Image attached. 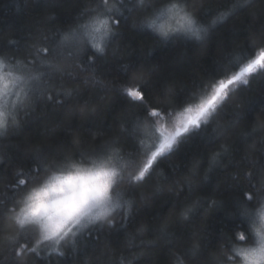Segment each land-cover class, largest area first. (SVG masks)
Returning <instances> with one entry per match:
<instances>
[{
  "label": "trees",
  "instance_id": "trees-1",
  "mask_svg": "<svg viewBox=\"0 0 264 264\" xmlns=\"http://www.w3.org/2000/svg\"><path fill=\"white\" fill-rule=\"evenodd\" d=\"M188 3L211 29L203 42L195 38L165 40L142 28L138 13L125 9L119 17V26L113 24L118 34L107 47V55L96 59L97 77L103 84L94 85L89 77L93 71L89 57L95 49L89 46L87 56L72 49L71 57L64 52L56 62L65 76L58 74L46 85L38 103L25 102L21 106L18 126L10 124L7 133L0 136V264H8L11 255L7 237H15L29 248L36 246L38 236L19 230L8 210L24 193L13 195L16 182L34 179L40 149L45 150L42 153L45 163L49 159L48 149L57 155L74 156L75 162H81L82 153L105 144L115 146L123 135L125 120L136 118V109L129 111L121 98L122 88L146 86L145 103L151 102L153 106L178 101L194 87L198 100L208 92L198 85L201 81L211 83L209 77L222 62V49H227L235 62L248 49L261 45L258 33L264 25V0H188ZM88 6L90 0H0V47L26 57L33 51V43L39 46L46 28L71 26ZM233 11L226 21L221 19L222 12ZM214 20L220 22L213 29ZM81 68L87 71L81 72ZM126 68L130 70L126 72ZM248 79L249 83L237 86L238 91L233 92L217 121L228 123L234 113L240 117L223 140L216 138L215 122L199 134L188 135L171 154L159 159L155 170L143 182L131 177L138 174L144 163L148 142L157 135L155 128L165 124L164 129L170 131L175 116L153 117V130L141 137L143 144L136 140L139 151L135 154L130 144L123 150L117 147L121 175L117 177L114 198L119 194L121 202L132 205L126 220L124 210L115 209L108 217L114 220V227L107 220L97 221L82 230L76 245L62 241L57 251H52L48 242H42L37 248L38 255L26 252L12 256V264L239 263V258L228 260L227 256L234 247L249 246L237 240V234H242L248 225L232 214L233 196L249 188L250 174L256 188L264 186V172L249 167L252 160L264 159L259 154V141L264 140V70L258 69ZM67 89H75V95L67 97ZM169 91L174 95H168ZM48 96L53 98L49 100ZM174 111L178 113L180 109ZM140 119L143 121L142 115ZM225 140L236 146L231 163L225 161L227 167L209 172V155ZM198 161L201 162L198 176L189 190L188 173ZM159 188L163 191H158ZM184 208L192 209L187 218L181 215ZM163 225H167L169 240L160 238L159 229ZM193 244L199 245L202 258L186 261L180 253Z\"/></svg>",
  "mask_w": 264,
  "mask_h": 264
},
{
  "label": "snow or ice",
  "instance_id": "snow-or-ice-1",
  "mask_svg": "<svg viewBox=\"0 0 264 264\" xmlns=\"http://www.w3.org/2000/svg\"><path fill=\"white\" fill-rule=\"evenodd\" d=\"M129 3H131V7H129ZM125 9L129 13H138L141 17L140 26L151 30L165 40L195 38L197 41L203 42L204 38L210 34L211 29L208 23L189 7L188 0H90V6L80 13L71 26L46 28L39 41V46L37 43H33V51H29L26 57H18L16 53H11L0 47V136L7 133L10 124L18 126L17 115L25 102L38 103V97L43 96L45 86L50 84L58 74L62 77L65 76L56 63L64 52H68L71 57L70 50L75 49L83 51L87 56L89 46L95 49L93 56L89 57L93 69L89 77L94 85L104 83L97 77L99 68L96 65V59H102L107 55V47L118 34L114 31L113 24L116 27L119 26V17L123 15ZM232 14L234 11L222 12L221 19L226 21ZM113 17H116L115 21H113ZM219 22L220 20L212 21V28L214 29ZM258 35L261 40L258 49H248L247 54L237 57L235 62L227 49L221 50L222 62L217 64L216 69L209 77L211 83L201 81L198 85L199 89H208L207 94L198 100L196 99L197 87H194L178 101L174 100L173 103L153 106L151 102L145 103L148 95L146 86L137 84L134 87L122 88L121 98L129 111L136 109V118L125 120L123 135L115 146L105 144L103 147L82 153L80 158L81 163L89 160L95 162L97 158H107L113 164L114 170L106 174V179L100 185L79 177L76 179L66 178L67 186L61 187L59 194L54 199L45 202V211L32 213L31 216L29 213L16 212L19 199L16 200L12 208L8 210L11 219L19 226V230L33 233L38 236V239L36 246L29 248L25 244H20L13 236L7 237L6 244L10 246L11 251V255L7 258L8 264H12V256L19 257L26 252L38 255L37 248L42 242L58 246L62 241H66L76 245L78 237L83 235L82 230L89 224H95L96 221L107 220V224L114 227L113 219L97 220L96 217L84 219L98 205H110L108 208L110 212L118 208L123 209L125 220L131 215L132 205L127 201L121 202L119 194H115L114 198L115 188L118 185L117 177L121 175L119 155L116 149L118 147L123 150L127 144H130L132 154L138 152L139 149L135 142L140 140V143L143 144L141 137L153 130V117H160L162 114L165 116L174 115L175 123L170 131L165 130L163 125L155 128V132H158L159 135L155 137L148 150L143 153L144 163L138 174L131 177L133 181L143 182L155 170L160 158L171 154L188 135L199 134L214 122L216 127L213 131L216 133V138L223 140L225 133L230 132L240 119L239 115L234 113L228 123L217 122L221 112L228 106V100L234 91H238V85L249 83L248 77L254 74L257 69L264 70V25L261 26ZM97 54L99 55L97 56ZM128 70L130 69L126 68V72ZM84 71L87 69L81 68V72ZM229 72L232 74L229 75ZM67 78L71 79V76ZM65 95L71 98L75 95V89H67ZM168 95L173 96L174 93L169 91ZM52 98V96L47 97L49 100ZM163 98L162 95L161 99ZM176 108L180 109L178 113L174 111ZM141 115L144 118L143 121L140 119ZM259 145V154L264 157V140L259 141ZM235 147V144L225 140L219 145L218 150L210 153L209 172L220 166L227 167L225 161L231 163L232 151ZM44 151V149H40V155L36 156V160L39 162L35 165L34 179H19L16 182V187L12 190L13 195L17 192H25L29 185L37 183L50 167L62 169L65 166H75L72 164L74 156L57 155L52 149L47 150L49 159L45 163L42 156ZM200 164L199 161L194 162L193 169L188 173L186 182L189 190H191L192 181L197 179ZM249 167L258 168L264 172V159L252 160ZM113 177L116 178L115 182ZM247 179L249 188L241 190L238 195L233 196L232 214L239 217L242 224L248 225L243 229L242 234H237V240L249 246L232 248L227 259L239 258L241 264H264V233L257 230L254 235L252 231L256 225L257 205H264V186L256 188L251 183L254 179L251 174ZM158 191H163V189L159 188ZM49 204H58L63 207L76 205V208L74 212L65 217L60 209H57L55 213H49L47 211ZM191 211V208H184L181 215L187 218ZM44 217L47 219L46 233L41 238L33 220L39 221ZM261 219H264V215L261 216ZM159 235L162 240H169L170 234L167 225L160 227ZM52 251H57V248L52 247ZM59 254L63 255L62 252ZM173 255L176 258V254ZM180 255L186 261H196L202 258L198 244L186 248Z\"/></svg>",
  "mask_w": 264,
  "mask_h": 264
},
{
  "label": "clouds",
  "instance_id": "clouds-1",
  "mask_svg": "<svg viewBox=\"0 0 264 264\" xmlns=\"http://www.w3.org/2000/svg\"><path fill=\"white\" fill-rule=\"evenodd\" d=\"M72 164L75 166H66L62 169L59 167L48 168L45 174L39 178V181L32 184V186L19 197V204L16 208V212L21 214L29 213L30 216L32 213L44 212L45 202L54 199V197L59 194V189L67 186L66 178L71 177L76 179L79 177L100 185L103 180L106 179V174L114 170L113 164L110 163L107 158H97L95 162L91 160L83 163L73 161ZM115 179L116 178L113 177L114 182ZM77 182H79V179H77ZM109 207L110 205H98L94 207L89 216L84 217V219L86 220L90 217H96L97 220L107 219L111 214L108 210ZM75 208L76 205L63 207L58 204H49L47 211L49 213H55L57 209H60L62 215L67 217L75 211ZM256 212V225L252 230L254 235L257 230L264 233V219H261V216L264 215V205H257ZM46 222V217L41 218L39 221L33 220V224L41 238L46 233Z\"/></svg>",
  "mask_w": 264,
  "mask_h": 264
},
{
  "label": "rangeland",
  "instance_id": "rangeland-1",
  "mask_svg": "<svg viewBox=\"0 0 264 264\" xmlns=\"http://www.w3.org/2000/svg\"><path fill=\"white\" fill-rule=\"evenodd\" d=\"M257 70H258V69H257ZM13 99H14V98H13ZM174 123H175V121L172 123V125H170L171 128L173 127ZM163 125H165V124H163ZM165 126H166V125H165ZM158 135H159V133L157 132V135H156V136H158ZM154 140H155V138H153L151 141H149V142H148V145H151V144L154 142ZM114 210H115V209H114ZM114 210H113V211H114ZM96 222H97V221H96ZM96 222H95V223H96ZM89 225H91V224H89ZM89 225H87V226H89ZM87 226H86V227H87ZM86 227H85V228H86ZM52 247H56V248H58V246L50 245V246H49L50 250H52ZM237 264H241L240 260H239V263H237Z\"/></svg>",
  "mask_w": 264,
  "mask_h": 264
}]
</instances>
